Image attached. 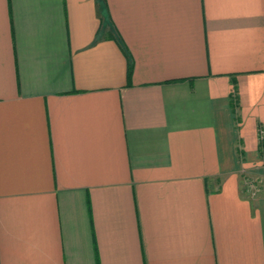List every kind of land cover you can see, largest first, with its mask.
Masks as SVG:
<instances>
[{
	"label": "crops",
	"instance_id": "1",
	"mask_svg": "<svg viewBox=\"0 0 264 264\" xmlns=\"http://www.w3.org/2000/svg\"><path fill=\"white\" fill-rule=\"evenodd\" d=\"M0 264H264V0H0Z\"/></svg>",
	"mask_w": 264,
	"mask_h": 264
}]
</instances>
